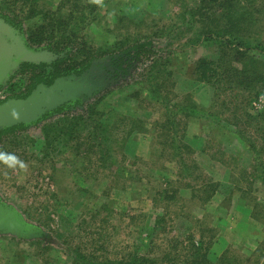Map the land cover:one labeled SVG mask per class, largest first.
<instances>
[{"label": "rangeland", "instance_id": "obj_1", "mask_svg": "<svg viewBox=\"0 0 264 264\" xmlns=\"http://www.w3.org/2000/svg\"><path fill=\"white\" fill-rule=\"evenodd\" d=\"M40 2L53 14L63 5L51 21L58 48L62 39L75 35L72 49L79 53L78 62L91 60L65 76L86 97L79 103L78 95L66 98L64 103L73 101L70 115L41 116L0 140V150L15 153L28 166L24 172L0 164V203L29 230V235L0 230V264H73L64 248L82 242L96 250L95 261L135 253L167 255L171 261L193 236L203 237L208 248L205 264H218L220 257L230 264H264V185L250 175L254 157L244 142L250 136L264 147L263 133H253L264 127V117L257 116L264 112V53L249 52L258 61L244 78L240 70L225 73L220 96L194 74L199 60L219 62L223 55L240 66L233 49L223 52L226 44L206 38L210 30L225 28L226 11H221H232L236 1L231 7L205 9L201 0H104L103 7L88 0ZM247 2L251 11L245 15L255 20L245 33L256 43L264 36V0ZM27 4L0 0L1 24L17 32L25 46L28 27L40 21L18 27L9 20L27 16ZM205 10L209 15L202 16ZM214 14L221 20L211 18ZM148 40L152 48L124 56L92 81L76 77ZM47 47L32 50L53 55ZM182 105L195 107L201 116L186 111L167 115ZM65 115L82 119L75 132L74 122L63 123ZM91 122L88 127L97 131L95 123L109 126L110 135L99 133L95 141L91 134L93 140L85 141ZM52 123L58 127L50 133L54 142L46 157L42 129ZM236 125L243 141L235 134ZM77 141H82L80 150ZM104 146H110L115 167L96 164ZM87 152L91 162L83 160ZM85 161L92 167L85 170ZM38 230L47 239L36 240ZM36 241L44 246L38 249Z\"/></svg>", "mask_w": 264, "mask_h": 264}, {"label": "trees", "instance_id": "obj_2", "mask_svg": "<svg viewBox=\"0 0 264 264\" xmlns=\"http://www.w3.org/2000/svg\"><path fill=\"white\" fill-rule=\"evenodd\" d=\"M13 1V0H11ZM16 1V0H15ZM28 1L27 8L29 9L27 12V16L21 18V20L16 21L15 19L10 18V22L14 23L17 22L18 27H21L24 21H28V23L33 20L37 19L40 22H36L32 24L30 27H28V43L25 46L23 42L21 41V38L19 37V34L17 32L11 33L9 30V27L5 24H1L0 22V28H3L6 30L5 38L7 37L10 39V42L17 43L19 47H23L24 50L29 51L33 53L34 55H38L40 58L38 59H28V58H18L16 55L12 56V63L6 78H4L0 82V106L11 102V101H25L30 96H32L35 92H37L39 89H47L51 86L57 85V82H73L74 79L66 78V74L70 71L74 70L76 67L82 68L85 64L88 65V63L91 61H80L79 53H76L77 50L72 49V46L76 43L75 35L74 37L68 36L66 39H62L63 46L62 48H58L59 42L55 40L56 31L52 27L51 21L52 19H55L56 16L60 15V10H62L63 5H58L55 13H49L43 6L40 4V0H26ZM66 1V0H65ZM71 1V0H69ZM236 5L235 7H232V11L229 10H222L225 12V28H214L209 31V36H206V38L213 39L215 42L219 44H226L223 46V52H225L227 49H233V52L237 54L238 57H241L240 60L236 58L240 66L233 65L226 61L227 56L223 55L220 59V61H214L213 59H202L199 60L196 64L194 74L196 76V80L205 83L207 85L212 86V88L216 91V95H221L219 88H221L222 85L225 84V73H227L230 70H234L236 73L237 70H240L238 75H243V78L247 75V73L251 72V69L254 67L252 66L253 63L257 62L256 56H250V51L252 49L261 50L264 53V36L261 40H257L256 43H253L251 38V33H245L246 30L251 26V23H254L255 15L250 18H247L245 15L246 13H249L251 10L249 8L247 0H235ZM229 3L230 7L233 6L232 0H201V9H205L207 7L209 8H216L218 5L219 8L226 7V4ZM21 7H23L25 4L22 3ZM220 12V13H221ZM56 15V16H55ZM202 16L209 15L206 10L201 14ZM263 15L264 17V2L263 5L260 7V16ZM246 17V18H245ZM211 18L215 20H221L219 16H216L214 14ZM223 21V20H222ZM257 21V19H256ZM261 21V20H260ZM215 23V21H212ZM264 24V21L262 22ZM219 25V24H215ZM213 27V26H212ZM215 27V26H214ZM217 27V26H216ZM243 28L244 32L241 31ZM7 31H10L8 34ZM9 36H7V35ZM17 36L18 39L16 42L14 41L11 36ZM226 35V36H224ZM227 37V38H226ZM9 41V40H8ZM9 42V43H10ZM41 45L48 46L47 48L54 53L53 55H44L43 53H39L36 51H33L32 48L37 49V47H40ZM154 46L153 41H144V42H138L132 44L130 47H128L126 50H123L120 54L110 57L109 59L102 60L100 63L96 64L93 68H84L85 70L79 71L80 73H76V77L87 76L88 81H92L93 75L101 74L102 72H105L108 67L117 66V63L123 60V57L126 55H131L135 53H140L148 48H152ZM18 47V48H19ZM71 47L70 51H66L67 48ZM243 49H245L243 51ZM220 52L222 50H219ZM56 52V53H55ZM219 54V53H218ZM221 56V55H220ZM218 56V58L220 57ZM258 58V57H257ZM237 64V65H239ZM63 72V74H62ZM73 76V75H72ZM20 77V83L19 81L14 82L16 78ZM24 81V86H22L21 83ZM65 90V88H64ZM222 90V89H220ZM218 91V92H217ZM59 94L63 93V90L58 92ZM5 97V98H2ZM86 96H77L76 97V103H79L82 99H84ZM73 101H69L64 104H60L56 107L51 108L50 110L46 111L42 118L47 119L49 116L59 115V114H66L70 115L68 113L69 108L72 106ZM91 105V104H90ZM88 105V106H90ZM92 106V105H91ZM90 106V107H91ZM177 107V106H175ZM89 108V107H88ZM180 108V109H179ZM183 111H186L187 114H191L193 116H201L200 110H197L195 107H189L187 105L178 106V111H169V114L172 116H178ZM65 115L64 122H74V124H71L72 130L75 132V128L78 126V121L82 120L79 116H73L71 119H69ZM258 118L264 117V112L261 115H257ZM78 120V121H77ZM227 120L226 122H228ZM93 123H87V127L92 125ZM98 131L96 128L90 129L88 127V133L89 136L85 138V141H91L93 140V137H97L95 141H98L99 133L110 135L109 126L103 125V124H97ZM27 124L24 123H18L9 127L0 128V140L2 138L10 136L15 129L17 128H26ZM58 125L56 124H49L46 125L43 129V135L45 138V146H44V153L46 152L45 156L48 157L50 154V149H52V142L54 140L52 139V136L50 135L51 131L56 129ZM236 131L235 134L240 137L243 136V131L239 129V127L236 125ZM263 127V126H262ZM260 127L259 129L253 131V133L257 134L259 137L263 133L264 135V127ZM93 135L90 136V135ZM89 137V138H88ZM257 137V138H258ZM101 140L104 139V143L109 142V138L104 137L100 138ZM243 138L240 140H244ZM262 140V138H260ZM178 140V139H177ZM246 144L250 147V151L253 155V162L252 167H250V175L253 176L254 180L261 181L264 185V163H262V153L264 151L263 142H259L257 140H253L252 137L248 136L246 140H244ZM82 141H77L76 149L80 150L83 147V144H81ZM175 143V142H174ZM176 144V143H175ZM101 149L102 143H98L97 146ZM73 148V147H72ZM105 152L103 158H101L100 161L96 162L98 166L105 167L107 165H110L112 167H115L117 163L113 159V155H111V149L110 146H104ZM102 150V149H101ZM89 152L86 154V158L91 162V159L89 158ZM183 159V158H182ZM184 160V159H183ZM85 170L88 169V167H92V165H89L86 161L84 162ZM249 171V172H250ZM160 222V219H158V222ZM83 223V222H82ZM24 233L29 235V230H25ZM157 233H154L152 236V240L155 238ZM90 236V233L88 234ZM36 240H40L41 238L47 239V235L42 234L38 230L37 234L35 235ZM40 238V239H38ZM48 240H50L48 238ZM43 241V240H41ZM36 241L35 246L38 247V249H41L43 245V242ZM104 241V240H102ZM173 240L168 241L169 244ZM60 245V244H59ZM153 242L151 243V246H153ZM64 244L62 243L59 247L62 248ZM73 247V245H72ZM90 245H85V242H82L80 245H75V247H66L64 248V251L67 255H70L72 257L73 264H205V252L207 253L208 248L205 247V243L202 238H194V236L190 239V242L184 247L183 251L180 252L178 255L173 257L170 261V258H168L167 255L156 256V255H143V254H129V255H123V256H115L114 260H106V258H102L101 260L95 261L94 252L96 250H90ZM38 256H41V254L37 253ZM171 257V256H170ZM200 259V260H199ZM170 261V262H169ZM218 264H230L231 261L227 260L225 261V258L220 257L217 260ZM235 263V262H234ZM233 263V264H234Z\"/></svg>", "mask_w": 264, "mask_h": 264}, {"label": "water", "instance_id": "obj_3", "mask_svg": "<svg viewBox=\"0 0 264 264\" xmlns=\"http://www.w3.org/2000/svg\"><path fill=\"white\" fill-rule=\"evenodd\" d=\"M13 55H16L18 58H40L38 55L24 50L23 47L12 51L6 39L0 35V82L6 78L13 65ZM76 84V81L71 83L57 82V85L45 90L39 89L25 101H11L0 106V128L9 127L18 123L29 125L33 121L38 120L46 111L64 103L66 98L80 95ZM62 90L63 93L59 94L58 92ZM13 110L19 114V118L14 119L12 117L11 113ZM0 230H12L15 233L22 234L27 229L22 226L18 215L14 211L0 203Z\"/></svg>", "mask_w": 264, "mask_h": 264}, {"label": "clouds", "instance_id": "obj_4", "mask_svg": "<svg viewBox=\"0 0 264 264\" xmlns=\"http://www.w3.org/2000/svg\"><path fill=\"white\" fill-rule=\"evenodd\" d=\"M90 4L97 5L99 7L104 6V0H88ZM14 119L19 118V114L13 110L11 113ZM0 164H3L6 168L11 169L13 171H27V164L25 161L20 159L15 153L6 152L0 150Z\"/></svg>", "mask_w": 264, "mask_h": 264}, {"label": "flooded vegetation", "instance_id": "obj_5", "mask_svg": "<svg viewBox=\"0 0 264 264\" xmlns=\"http://www.w3.org/2000/svg\"><path fill=\"white\" fill-rule=\"evenodd\" d=\"M5 33H6V30L5 29H3V28H0V35L1 36H3L4 38H5ZM7 33L9 34L10 33V31H7ZM12 34H13V32H11ZM7 35V34H6ZM8 36V35H7ZM9 37V36H8ZM11 38H13L14 39V41L16 42V40L18 39V37L17 36H11ZM6 39V41L8 42V44L11 46V50L12 51H15V50H17L18 49V44L17 43H14V42H10V39H8L7 37L5 38ZM9 40V41H8ZM10 42V43H9ZM2 98H5V97H2Z\"/></svg>", "mask_w": 264, "mask_h": 264}]
</instances>
